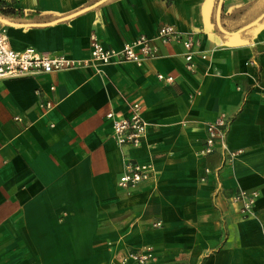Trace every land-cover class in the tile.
Masks as SVG:
<instances>
[{"label":"crops","instance_id":"1","mask_svg":"<svg viewBox=\"0 0 264 264\" xmlns=\"http://www.w3.org/2000/svg\"><path fill=\"white\" fill-rule=\"evenodd\" d=\"M5 8L13 50L85 59L92 33L120 49L167 24L200 47L194 71L180 42L156 39V58L140 67L0 78V264H121L146 246L150 264H264V0H0ZM134 102L147 137L121 148L106 114L125 117ZM221 113L242 154L220 170L216 195L204 168L221 155L199 152ZM126 157L155 169L130 193L116 184ZM238 189L258 192L248 215L228 200Z\"/></svg>","mask_w":264,"mask_h":264},{"label":"built area","instance_id":"2","mask_svg":"<svg viewBox=\"0 0 264 264\" xmlns=\"http://www.w3.org/2000/svg\"><path fill=\"white\" fill-rule=\"evenodd\" d=\"M164 44L180 42L184 49V59L188 70H195L194 57L200 42L194 40L188 34L180 32L175 26L167 24L158 28L155 37L139 35L132 41L126 42L120 49H111L105 47L96 34L90 35L89 56L85 59H72L62 55H54L50 52H39L32 47L23 50H13L8 43V37L3 28L0 27V78H18L26 76L46 75L54 72H60L67 69H80L88 67H101L109 64L131 63L138 67L145 61L156 58L157 46L155 40ZM201 59H207L206 54H200ZM157 79L171 82L172 77H165L162 74L157 75ZM54 106L52 102L41 104L45 110ZM106 118L111 120L112 133L118 146L121 148H135L140 146L147 137V122L142 117L141 105L134 102L128 109L125 117L116 118L113 111L106 114ZM18 119V118H17ZM231 120L225 114L221 113L212 122L206 124V135L200 155L207 156L216 151L221 155V165L216 169L204 168V174H212L215 180V194L219 195L223 191L220 180V170L242 154L241 149H230L227 143V135ZM205 176L200 178L205 181ZM155 177V169L151 162L138 163L125 158L123 173L117 180L119 190L130 193L140 184L147 182ZM258 197L257 191H247L238 189L234 195L228 197L232 204H240L239 211L248 215ZM156 226H160L156 223ZM155 255L151 246L128 253L121 264H150L155 260Z\"/></svg>","mask_w":264,"mask_h":264},{"label":"trees","instance_id":"3","mask_svg":"<svg viewBox=\"0 0 264 264\" xmlns=\"http://www.w3.org/2000/svg\"><path fill=\"white\" fill-rule=\"evenodd\" d=\"M110 1H114V0H110ZM1 12H3V13H11V12H13V9H11V8H5V9H1L0 10V14H2ZM237 16H238V13L235 12V14L232 15V18H236ZM224 19L225 20H229L228 17H225L224 18V14L221 13V21L224 22V24L226 25V22H225Z\"/></svg>","mask_w":264,"mask_h":264},{"label":"water","instance_id":"4","mask_svg":"<svg viewBox=\"0 0 264 264\" xmlns=\"http://www.w3.org/2000/svg\"><path fill=\"white\" fill-rule=\"evenodd\" d=\"M222 1V0H221Z\"/></svg>","mask_w":264,"mask_h":264}]
</instances>
